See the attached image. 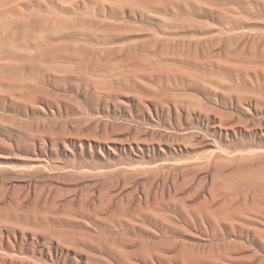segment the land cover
<instances>
[{
    "label": "rangeland",
    "instance_id": "374dc122",
    "mask_svg": "<svg viewBox=\"0 0 264 264\" xmlns=\"http://www.w3.org/2000/svg\"><path fill=\"white\" fill-rule=\"evenodd\" d=\"M0 264H264V0H0Z\"/></svg>",
    "mask_w": 264,
    "mask_h": 264
},
{
    "label": "bare ground",
    "instance_id": "6f19581e",
    "mask_svg": "<svg viewBox=\"0 0 264 264\" xmlns=\"http://www.w3.org/2000/svg\"><path fill=\"white\" fill-rule=\"evenodd\" d=\"M88 68V67H87ZM91 73V72H90ZM127 74V73H126ZM90 77H91V75H90ZM61 83V82H60ZM80 85V84H79ZM102 86V85H101ZM95 95V94H94ZM95 99V98H94Z\"/></svg>",
    "mask_w": 264,
    "mask_h": 264
}]
</instances>
